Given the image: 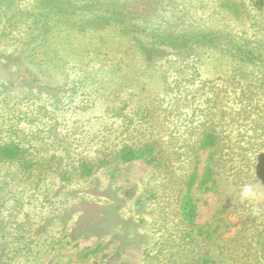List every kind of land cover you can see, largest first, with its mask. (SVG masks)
Wrapping results in <instances>:
<instances>
[{
  "label": "trees",
  "instance_id": "trees-1",
  "mask_svg": "<svg viewBox=\"0 0 264 264\" xmlns=\"http://www.w3.org/2000/svg\"><path fill=\"white\" fill-rule=\"evenodd\" d=\"M41 1L42 8L33 13V23L38 29L52 21L70 22L71 12L77 11L78 27L85 34L88 30L112 28L123 40L129 41L137 57L148 64L168 55L183 64L176 65V79L172 82H167L162 74V94L154 99L150 98L152 92L147 82H131V88L140 84L142 98L147 99L144 108L140 103L131 115L123 112L122 106L117 114L123 121L114 130L96 133L95 138V133H83L85 146L94 141V155L78 157L75 173L88 177L114 162L135 160H143L160 172L162 180L150 194L157 210L154 228L158 238L151 253L155 264H238L240 261L264 264V208H247L244 203H237L243 207L242 212L248 214L243 221L244 228L238 236L222 239L219 227L198 222L195 196L197 190L204 193L215 190L220 177L240 188H248L258 184L264 176L263 32L235 35L224 28L201 30L181 24L176 10L178 0ZM242 1L253 7L256 17L264 21V0ZM217 3L231 20L243 15L240 0H217ZM37 28L31 39L40 36L41 43L47 44L49 34ZM33 49H28L29 57L34 56ZM206 53L221 56L232 63V69L226 70L225 78L202 79L192 88L195 77H188L190 67L196 65L199 69V65L184 63L194 57L202 61ZM79 71L83 75L78 91L84 89L79 112L83 109L86 112L98 107L103 99L96 92L99 88L90 91L85 87H98V83L103 85L108 80L100 78L93 69L87 71L91 76H87L84 68ZM94 75L97 78H93ZM124 100L125 97L122 102ZM34 107L41 113L46 109V105ZM3 109L0 98V111ZM8 113L0 115V164L16 163L22 172H37L43 177L56 155L53 153L51 158L44 155L39 141L36 144L25 141L21 132L27 134L26 138L28 132L21 127L20 117L16 122H9ZM32 115L29 111L22 117L34 124L36 122L30 119ZM94 123L89 120L86 124ZM35 145H38L37 151ZM60 178L69 179L68 170L61 169ZM16 207L0 202V264H18L19 253L24 256L19 264H35L43 255L45 245L41 239L45 235L34 214L26 212L18 217L14 212ZM98 250L84 251L82 258Z\"/></svg>",
  "mask_w": 264,
  "mask_h": 264
},
{
  "label": "rangeland",
  "instance_id": "rangeland-1",
  "mask_svg": "<svg viewBox=\"0 0 264 264\" xmlns=\"http://www.w3.org/2000/svg\"><path fill=\"white\" fill-rule=\"evenodd\" d=\"M178 1L176 10L181 24L201 30L224 28L235 35L260 32L264 35V21L242 0L243 15L232 20L218 7L217 0ZM41 2L0 0V98L4 105L0 115L9 112V122H16L19 116L21 127L28 132L27 138V134L21 132L25 141L33 144L39 141L44 155L51 158L54 153L57 158L52 159L51 168L43 177L37 172H22L16 163H1L0 202L16 205L14 212L18 217L31 212L38 220L45 235L41 239L45 249L35 264H92L95 261L155 264L151 253L158 238L154 228L157 210L150 194L162 180L160 172L143 160H135L114 162L91 176L81 177L75 173V164L82 155H94V141L86 140L89 146H85L83 133H95V138L96 133L114 130L123 121L117 114L122 106L123 112L131 115L140 103L144 108L147 99L142 98L140 84L131 88V82H147L152 92L150 98L154 99L162 94V74L167 82L174 81L176 65L181 62L176 63L172 55H168L148 64L138 58L129 41L123 40L112 28L88 30L85 34L78 27L77 11L71 12L70 22L52 21L38 29L33 23V13L42 8ZM36 28L49 34L47 44L41 43L40 36L31 39ZM28 47L34 48L33 57H29ZM196 59H187L184 63L199 65V69L196 65V68L190 67L188 77H195L192 88L202 79L225 78L226 70L232 69V63L221 56L206 53L202 61ZM82 68L86 72L93 69L100 78L108 80L103 85L98 83V87H85L90 91L99 88L96 92L103 99L98 107L86 112L84 109L79 112V99L84 96V89L78 91L83 75L79 69ZM87 76H91L89 72ZM93 78H97L96 75ZM36 105H46L45 111L41 113ZM19 110H23L22 114L30 111L33 114L30 119L36 123L25 121ZM89 120L95 123L86 124ZM79 123L86 125L82 127ZM39 148L35 145L36 151ZM61 169L68 170L69 179L60 178ZM262 177L258 184L248 188H240L220 177L215 190L205 193L197 190L198 222L219 227L222 239L238 236L248 214L242 212L243 207L237 203H244L247 208H264ZM259 212L257 216L261 217ZM94 248H99L97 253L82 258L84 251ZM23 257L19 253L16 262L19 264ZM256 261L257 258L252 262ZM238 264H242L241 261Z\"/></svg>",
  "mask_w": 264,
  "mask_h": 264
}]
</instances>
